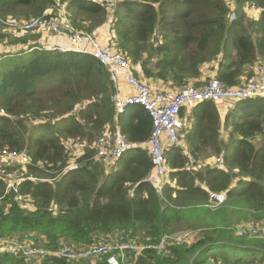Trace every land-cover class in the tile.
Listing matches in <instances>:
<instances>
[{
  "label": "trees",
  "instance_id": "1",
  "mask_svg": "<svg viewBox=\"0 0 264 264\" xmlns=\"http://www.w3.org/2000/svg\"><path fill=\"white\" fill-rule=\"evenodd\" d=\"M118 1L108 16L93 0H61L76 28L95 33L110 27L138 78L160 81L170 90L201 87L212 77L238 87L264 65V0H236L233 22L227 0ZM251 6L253 17L244 11ZM50 8H56L54 0H0V21L44 18ZM115 95L109 70L89 54L33 44L1 57L0 149L29 154L19 192L35 206L19 207L0 178V238L57 250L113 238L152 244L188 230L196 232L189 244L171 246L164 256L146 250L136 264H264V239L238 237L235 228L264 220V99L223 106L204 101L183 111L185 148L167 150V181L159 190L149 180L153 166L142 146L151 138L153 120L140 106L118 114ZM84 100L87 106L73 114ZM112 132L139 147L104 164L95 158L94 143ZM68 139L86 144L75 163L67 154ZM189 156L222 157L224 165L187 171ZM210 192L227 194L216 210L207 206ZM96 261L108 264L107 258ZM0 264L87 262L5 254Z\"/></svg>",
  "mask_w": 264,
  "mask_h": 264
},
{
  "label": "built area",
  "instance_id": "2",
  "mask_svg": "<svg viewBox=\"0 0 264 264\" xmlns=\"http://www.w3.org/2000/svg\"><path fill=\"white\" fill-rule=\"evenodd\" d=\"M54 1L56 9L50 8L44 15V18L33 19L28 22L15 21L10 24L23 32H28L44 25L53 35L66 38L70 43V50L61 47L48 50L59 51L60 53H85L93 56L111 74V81L116 89L114 101L117 113L123 114L131 106H140L150 114L153 120V131L150 140L142 144V146L148 148L153 166V172L149 180L159 190L163 188L167 181V150L171 146L185 148V143L180 138V133L185 128V121L181 118L183 111H191L198 103L204 101L223 106L227 103L255 98L264 99V65L256 69L255 77L252 80L244 82L238 87H227L217 80V78L212 77L201 87L189 85L178 90L155 89L137 77L135 67L121 53L118 43L111 34L109 40L104 43L97 38L95 33L76 28L69 18L66 5L62 4L61 0ZM93 1L101 5L107 11L108 16L117 11L119 3L118 0ZM253 8L255 10V7ZM54 10L55 13L50 14ZM237 16V12L231 10V22L236 21ZM221 56L223 57V54ZM119 72L123 73L125 84L131 89V93L128 96H122L118 93L120 83ZM88 103L89 101L87 100L77 103L72 113L77 114ZM1 113H4V111L2 110ZM109 134L111 133H104L94 143V148L96 149L95 158L104 164L116 163L128 151L139 147V145L126 140L116 133L111 134L114 135V138L109 142L106 140L109 139L107 137ZM65 145L72 163L76 162L83 154H80L82 148L86 147L85 142L76 139H68ZM0 157L18 160L26 163V165L30 163L29 154L23 151L9 150L7 148L0 149ZM201 165L223 166L224 161L222 157H217L211 162H201L189 156V163L186 169L187 171H195V167ZM0 178H3L6 183L7 193L14 192V200L19 207L23 210H34L35 205L32 197L19 192L21 184L26 181L23 175L19 176L12 170L3 169L0 170ZM210 198L212 203L207 206L211 210H216L225 203L227 194L225 192H210ZM236 234L238 237L249 238L264 236V222L257 229H250L249 231L237 229ZM191 240L192 233L185 231L165 235L158 242L152 244H142L138 240L123 241L113 238L87 247L65 244L57 250H45L36 246L34 241L0 238V255L10 254L28 259L52 256L65 259L69 262L107 258L108 264H136L135 259L146 250H152L157 255L164 256L169 254L171 246H184L189 244Z\"/></svg>",
  "mask_w": 264,
  "mask_h": 264
},
{
  "label": "rangeland",
  "instance_id": "3",
  "mask_svg": "<svg viewBox=\"0 0 264 264\" xmlns=\"http://www.w3.org/2000/svg\"><path fill=\"white\" fill-rule=\"evenodd\" d=\"M61 3H63V2H61ZM227 3L232 8V10L236 11V7H237L236 6V0H227ZM244 11L250 17H253V16H255V14H257L256 12L254 13L252 6L251 7H245ZM51 13L52 12H50V14ZM54 13H55V10H54ZM230 14H231V10H230ZM15 21H17V20H13L12 18L3 19L2 21H0V35L3 36L2 38H0V46L6 47L8 45V46H10V48H13V46L23 45L24 43H27L29 41H31V42L37 41L39 38H41V36H42L41 33L47 32V34H50V36H51V34H53L44 25L41 27H38L34 30H31L28 32H23L22 30H19L17 27H13L10 24V23L15 22ZM21 22H23V21H21ZM15 24H17V23H15ZM41 29H43V30L41 32H39ZM110 33L111 32H110V27H109L107 29V33H106V35H107L106 38H108V40L110 38ZM95 35L100 40V36H99L97 31L95 32ZM22 37H29V40L27 42H15V40H20V39H22ZM229 48H230V46H229ZM211 76H212V74H211ZM115 133L112 132L111 134H115ZM111 134H109L107 136L109 139H106L109 142H111V140L114 138V135H111ZM84 149H85V147H84ZM84 149L82 148V151L80 152V154H82L84 152ZM146 149H148V148L146 147ZM211 161L212 160H210L209 162H211ZM201 162H205V161L201 160ZM202 166H204V165H201L200 167H202ZM27 167L28 166L24 162L14 160V159L0 157V170H3V169L12 170V171H14V173L16 175L22 176L23 173L27 172ZM263 222H264V220L262 222L237 223V224H235V228L238 230L249 231L250 229L259 228ZM183 232H185V231H183ZM187 232H190V231L187 230ZM191 233H192V238H194L196 235V232H191ZM253 237L256 239H260V238L264 239V236H253ZM247 238H249V237H247ZM254 238H250V239H254ZM86 262H87V264H96L97 261L96 260H91V261L88 260Z\"/></svg>",
  "mask_w": 264,
  "mask_h": 264
},
{
  "label": "crops",
  "instance_id": "4",
  "mask_svg": "<svg viewBox=\"0 0 264 264\" xmlns=\"http://www.w3.org/2000/svg\"><path fill=\"white\" fill-rule=\"evenodd\" d=\"M42 30L43 29H41L39 32H41ZM97 32L100 36L101 42L105 43L108 41V38H106L107 28L100 30V31H97ZM41 35H42L41 38H39L35 42L29 41L27 43H24L23 45L13 46V48H10V46H8V45L7 46L9 48L7 46L6 47L0 46V58L2 56H4L5 54L18 53V52H21L23 50H26V49L30 48L33 44L38 45L39 47H44L45 49H51V48H57V47L65 48L67 50L71 49L70 43L64 37H58V36L53 35V34H51V36H50V34H47V32L41 33ZM119 78H120V83L118 86V93H120L122 96H128L131 93L130 92L131 89L125 84L124 75L122 72H119ZM139 78H141L140 80L143 81L145 84H147V85H149L155 89L170 90L167 85L163 84L160 81H156V80H152V79H146L142 75H139ZM185 124H186V121H185ZM186 125H188V124H186Z\"/></svg>",
  "mask_w": 264,
  "mask_h": 264
}]
</instances>
